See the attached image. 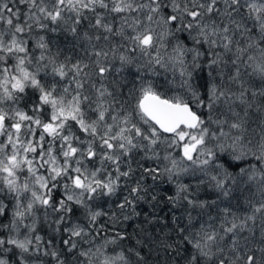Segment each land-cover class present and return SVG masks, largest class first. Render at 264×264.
<instances>
[{"label":"snow or ice","instance_id":"obj_1","mask_svg":"<svg viewBox=\"0 0 264 264\" xmlns=\"http://www.w3.org/2000/svg\"><path fill=\"white\" fill-rule=\"evenodd\" d=\"M150 262L264 264V0H0V264Z\"/></svg>","mask_w":264,"mask_h":264},{"label":"trees","instance_id":"obj_2","mask_svg":"<svg viewBox=\"0 0 264 264\" xmlns=\"http://www.w3.org/2000/svg\"><path fill=\"white\" fill-rule=\"evenodd\" d=\"M145 227H148L147 225H145ZM129 231H131V229H129ZM165 231H169L168 229H165ZM157 233H159V228H157ZM150 264H153V262H150Z\"/></svg>","mask_w":264,"mask_h":264}]
</instances>
